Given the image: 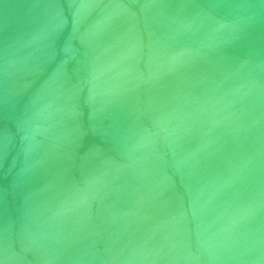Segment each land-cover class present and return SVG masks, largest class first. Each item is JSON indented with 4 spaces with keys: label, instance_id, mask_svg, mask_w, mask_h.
Wrapping results in <instances>:
<instances>
[{
    "label": "water",
    "instance_id": "obj_1",
    "mask_svg": "<svg viewBox=\"0 0 264 264\" xmlns=\"http://www.w3.org/2000/svg\"><path fill=\"white\" fill-rule=\"evenodd\" d=\"M0 264H264V0H0Z\"/></svg>",
    "mask_w": 264,
    "mask_h": 264
}]
</instances>
